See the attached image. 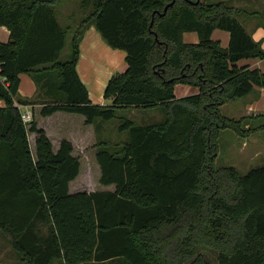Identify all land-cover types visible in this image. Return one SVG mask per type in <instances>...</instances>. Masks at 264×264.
<instances>
[{
    "label": "trees",
    "instance_id": "16d2710c",
    "mask_svg": "<svg viewBox=\"0 0 264 264\" xmlns=\"http://www.w3.org/2000/svg\"><path fill=\"white\" fill-rule=\"evenodd\" d=\"M172 1L0 0V27L10 32L0 43V229L28 264H205L201 246L217 251L218 264H264V166L243 176L215 167L221 129L246 137L263 128L241 129L219 108L264 89L262 70L239 65L264 62V50L226 2L175 0L161 17ZM90 27L125 53L105 106L93 104L77 71ZM216 30L229 33L227 48ZM187 33L198 43L185 42ZM23 74L33 98L20 95ZM177 85L198 93L177 98ZM20 106H41L45 118L78 114L94 127L119 119L127 140H97L96 153L100 183L114 190L71 194L80 173L72 143L55 152ZM135 108L165 118L137 124L124 115Z\"/></svg>",
    "mask_w": 264,
    "mask_h": 264
},
{
    "label": "rangeland",
    "instance_id": "374dc122",
    "mask_svg": "<svg viewBox=\"0 0 264 264\" xmlns=\"http://www.w3.org/2000/svg\"><path fill=\"white\" fill-rule=\"evenodd\" d=\"M202 1L204 0H200V2ZM205 1L209 4L226 2V4H228L229 6L238 10L236 11V14L238 15L241 22L248 21V17L251 14H254L253 16L251 15L249 19L256 24L258 23V25L261 27L264 26V0ZM196 2L197 0L192 3L196 4ZM76 4L77 0H70L69 8L74 7V5ZM247 30L248 32H251V30H249L248 28ZM0 38L3 40L6 39L3 36H1ZM101 41L103 42V39ZM4 42H7V40ZM69 48V46L66 48L64 56H67L69 54ZM106 55L108 54L106 53ZM85 61V68H88V70L86 69V72L84 74V83L89 91L90 99L94 102L93 104L95 105H109L111 101L104 99V93L110 78L116 72H120V65H116L118 67L114 68V66L110 64L109 59H107V57L106 60L103 59L102 56L99 55V52L96 51V49H93L92 52H90L86 56ZM79 68L81 69V67ZM27 76L30 77L29 75ZM246 99L226 103L219 108V112L226 119H234L237 122L241 121V129H246V127L248 128V125H252L253 127L259 125L263 126V120L252 121L251 119H248V116H244L240 113V110H242ZM19 108L23 116L28 115L29 117L26 123H30L31 121L35 120L40 128H47L49 130L52 137L54 138L55 145L58 144V140L62 139V137L74 140L75 144H72L74 147V154L80 162L79 176L75 180V183L72 185L74 191L89 192L105 189V187L100 183L101 170L96 160L97 140H99L100 142L102 140L108 141L110 142L109 144L111 146L114 144H122L125 139L127 140V136L117 135L118 132L116 127L118 126L119 119L107 123L101 122L99 120L97 121L98 123L101 122L104 124L102 126L97 125L96 127H94L93 125H85L83 123L84 117L78 114L72 115L62 113L63 115L60 116L45 118L40 115L39 109L37 110L35 106H20ZM124 112V115H126L129 119L135 121L137 124H153L161 122L165 118L164 112L159 109L135 108L126 110ZM242 118H246V120L242 121ZM89 129H93V133L95 135V139L93 142L91 140L92 138L90 139L91 131ZM98 136L99 138H96ZM28 138L33 140V135L29 134ZM217 143L218 157L215 161V167L217 168L233 167L240 175L243 176L249 171L264 165V128L254 133H250L246 137H242L239 133L235 132L232 129H221L219 132ZM110 189L114 190V187H111ZM198 252L200 253V255H202L205 264H218L217 251L205 246H201L200 248H198ZM105 264L123 263L117 260Z\"/></svg>",
    "mask_w": 264,
    "mask_h": 264
},
{
    "label": "crops",
    "instance_id": "0c3cea01",
    "mask_svg": "<svg viewBox=\"0 0 264 264\" xmlns=\"http://www.w3.org/2000/svg\"><path fill=\"white\" fill-rule=\"evenodd\" d=\"M247 1H251V0H247ZM250 17L251 16L248 17V21L243 22V25H244V27L247 25L246 27L249 30H251V32H248L247 28L245 27L246 31L252 36V38L255 42L261 43L262 49L264 50V26L261 27L258 25V23L257 24L254 23L253 21H251L249 19ZM252 18H254V17H252ZM244 23H246V24H244ZM1 36H3L6 39L3 40L0 38V43H6V42H4L6 40L8 42L9 36H10L9 30L5 27L0 28V37ZM212 38L214 41L220 42L221 46L223 48H227L229 45V42H230L229 33L225 32V31H221V30H216L213 33ZM184 39H185V42H187V43H198V41H199L198 36L195 33L185 34ZM101 40L102 39H101L100 34L97 32V30L94 27H90L84 35V39L80 45L81 54H80V59H79L78 66H77L78 74H79L83 83L85 80L84 74L86 72V69L88 70V68H85V62H86L85 59H86V56L90 52H92L93 49H96V51L99 52V55L102 56L103 59L106 60V57H107V59H109V61H110V64L112 66H114V68L118 67L120 65V68H119L120 72H124L126 69L125 53L123 51L114 50V49L108 47L106 45V43H103L104 41L102 42ZM106 53L108 55H106ZM116 65H118V66H116ZM239 65L240 66H247V67H250L251 69H260L264 72V62L261 60H258V59L243 60L239 63ZM79 67H81V69ZM20 78H21L20 95L23 98H28V99L35 97V95L37 93V88H36V85L34 84V82L32 81V79H30V77H28L27 75H24V74L21 75ZM196 93H198L197 89H194L193 87L187 86V85H177L175 88V96L177 98L185 97V96H188L191 94H196ZM246 98H248V99H246ZM244 99H246V102L243 105L242 110H240V113L244 116L245 115L248 116V119H251L252 121H256V120L257 121H261V120L264 121V89L255 88L251 94H249L248 96H246L242 99H237V100H244ZM237 100L232 101V102H236ZM4 106H5V104L2 101H0V108H2ZM35 107L37 108V110L39 109V112L41 111L40 106H35ZM36 108H35V110H36ZM34 113H35V111H34ZM65 114H67V113H65ZM60 115H63L62 112L55 113L54 115H52L50 117H46V118H53L55 116H60ZM83 123L85 124V119L83 120ZM88 126H90V125H88ZM251 127H253V126L248 125V128H251ZM263 128H264V125H263ZM44 130L46 131L47 135L51 139V141L53 143V149L55 152H57L59 150L60 143L63 140H67V141L71 142L73 145L75 144L73 139H68V138L62 137V139L58 140L59 141L58 144L55 145L54 138L52 137L49 130L47 128H44ZM89 130L91 131L90 139L92 138L91 140L93 142L95 139V135L93 133V129H89ZM32 135H33V140H31L29 138L30 139L29 143H30L31 151H32L33 155H35V152H36V143H35L36 136H35V134H32ZM83 137H84V135H83ZM80 142H81V140H80ZM73 155L75 156L74 152H73ZM262 166H264V165H262ZM74 183H75V181L71 182V184H70V193L71 194H75L78 192H87V191H74L73 187H72V185ZM104 187H105V189H103V190L89 191L87 193L113 191L110 188L114 187V186H110V187L104 186ZM0 264H28L27 261H25V259L20 255V253H18L16 250H14L12 248L10 241L5 237V235L1 229H0ZM52 264H63V263L61 260H55Z\"/></svg>",
    "mask_w": 264,
    "mask_h": 264
},
{
    "label": "water",
    "instance_id": "95a60500",
    "mask_svg": "<svg viewBox=\"0 0 264 264\" xmlns=\"http://www.w3.org/2000/svg\"><path fill=\"white\" fill-rule=\"evenodd\" d=\"M200 2V0H197V2H196V4H198ZM174 3H175V0H173L166 8H165V10H164V12L162 13V14H159L161 17H164L165 15H166V13H167V11H168V9L170 8V7H172L173 5H174ZM153 25V21H152V23H151V26Z\"/></svg>",
    "mask_w": 264,
    "mask_h": 264
},
{
    "label": "built area",
    "instance_id": "2783aa9c",
    "mask_svg": "<svg viewBox=\"0 0 264 264\" xmlns=\"http://www.w3.org/2000/svg\"><path fill=\"white\" fill-rule=\"evenodd\" d=\"M28 118H29L28 115L23 116V120L25 123L27 122Z\"/></svg>",
    "mask_w": 264,
    "mask_h": 264
}]
</instances>
